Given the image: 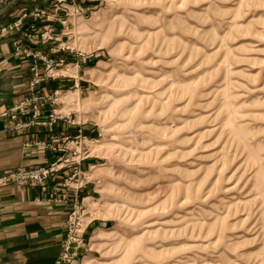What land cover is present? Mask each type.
<instances>
[{
	"label": "rangeland",
	"instance_id": "rangeland-1",
	"mask_svg": "<svg viewBox=\"0 0 264 264\" xmlns=\"http://www.w3.org/2000/svg\"><path fill=\"white\" fill-rule=\"evenodd\" d=\"M67 2L0 38L82 79L36 87L91 141L80 264H264V0Z\"/></svg>",
	"mask_w": 264,
	"mask_h": 264
},
{
	"label": "crops",
	"instance_id": "crops-1",
	"mask_svg": "<svg viewBox=\"0 0 264 264\" xmlns=\"http://www.w3.org/2000/svg\"><path fill=\"white\" fill-rule=\"evenodd\" d=\"M55 2L10 0L2 4L0 26L13 23L24 12L36 8L48 9ZM41 28V23L32 22L17 34L0 38V116L10 113L24 98L31 96L35 65H39L41 72L46 71V64L39 60L17 57L15 41H21L34 53L47 56L53 62L62 60L66 54L51 53L50 46L30 44L26 35L41 31ZM74 85L80 89L83 86L82 79L48 81L42 88L43 91L51 92L75 88ZM64 120L51 129L20 132L9 131L8 122L0 120V175L18 169L40 168L56 161L60 154L44 149L39 145L40 142L53 138L60 142L66 135H77L79 130L89 134L83 126H72L68 120ZM94 162H84L82 169L87 170ZM68 172L72 173L73 169ZM63 178L61 174L51 180L46 191L29 184L0 188V264H55L60 258L71 208L54 201L52 187L62 182ZM85 192L87 195L93 194L89 188Z\"/></svg>",
	"mask_w": 264,
	"mask_h": 264
},
{
	"label": "built area",
	"instance_id": "built-area-1",
	"mask_svg": "<svg viewBox=\"0 0 264 264\" xmlns=\"http://www.w3.org/2000/svg\"><path fill=\"white\" fill-rule=\"evenodd\" d=\"M10 0L0 1V10L2 4ZM57 3L65 7L67 0H57ZM57 6V5H56ZM55 12V11H54ZM68 15V14H67ZM57 17L53 12L46 9L36 8L31 11L24 12L13 23L3 26L1 32L3 36L8 32L15 31L20 28L21 24L31 19H44ZM45 38V39H44ZM45 42L54 41L55 37L51 33L44 36ZM58 52H66L68 47L62 45ZM60 48V47H59ZM16 56L20 58H32L40 60L46 64V72L52 66L53 61L48 60L46 56L34 53L32 50L25 49L22 43H15ZM56 50H54L55 52ZM60 65H63L65 59H62ZM59 66L58 64H56ZM52 71L48 72L47 77L43 76L39 65L35 66L34 78L31 84V96L24 98L10 113H4L0 116V120L8 122V130L12 132H20L26 130L40 131L53 128L59 121L66 119L72 126L76 125L71 117H61L56 110V102L48 98L46 94L39 93V88L52 78ZM58 91L55 93L57 94ZM55 94V96H57ZM52 108L49 114H46V106ZM93 141V140H92ZM90 143L89 138L85 136L83 130H79L77 135H66L62 141L57 142L55 138L51 141L40 142L39 145L44 149L53 153H59L60 156L56 161L40 168L18 169L9 173L0 175V188L11 185L29 184L42 187L45 191L48 183L59 175H64L62 182L52 187L54 201L69 206L70 212L66 221V235L63 240V253L55 264H77L79 252L85 247V237L90 225L94 220H90L92 214L89 213L87 201L91 197L85 195V191L92 183L89 178V172L82 169V164L90 159ZM93 143V142H92ZM30 146V144H27ZM73 169L72 173L68 171Z\"/></svg>",
	"mask_w": 264,
	"mask_h": 264
}]
</instances>
